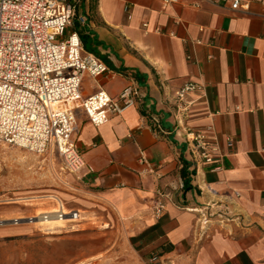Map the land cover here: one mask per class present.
I'll return each instance as SVG.
<instances>
[{"label":"crops","instance_id":"obj_1","mask_svg":"<svg viewBox=\"0 0 264 264\" xmlns=\"http://www.w3.org/2000/svg\"><path fill=\"white\" fill-rule=\"evenodd\" d=\"M76 13L78 29L70 33L81 31L115 73L85 76L82 96L102 89L118 100L134 83L140 90L134 106L100 127L81 108L74 111L86 165L70 174L71 199H59L56 211L79 213L83 230L98 218L106 233L119 234L86 261L264 264V7L80 0ZM189 82L202 90L189 96L185 114L175 94ZM210 126L219 158L197 166L188 133ZM4 185L0 222H8L1 229L8 232L15 192L8 179ZM159 193L165 210L157 218Z\"/></svg>","mask_w":264,"mask_h":264},{"label":"built area","instance_id":"obj_2","mask_svg":"<svg viewBox=\"0 0 264 264\" xmlns=\"http://www.w3.org/2000/svg\"><path fill=\"white\" fill-rule=\"evenodd\" d=\"M164 6L181 0H161ZM221 3L234 11L249 12L264 0H204ZM80 0H0V142L42 155L57 151L70 173L85 168L75 134L74 111L81 108L96 127L111 116L134 106L140 97L137 84L126 87L118 100L100 90L84 98L81 85L85 76L99 78L115 73L98 56L85 50L80 35L67 30L76 18ZM83 21V20H82ZM144 28H148L144 24ZM159 32V31H156ZM198 83L189 82L175 99L185 114L193 105L191 94L201 92ZM214 129L188 133L192 161L197 166L218 160L211 146ZM162 194L153 202L155 217L165 210ZM61 220H78L79 213H55ZM155 254L152 261L156 262Z\"/></svg>","mask_w":264,"mask_h":264},{"label":"rangeland","instance_id":"obj_3","mask_svg":"<svg viewBox=\"0 0 264 264\" xmlns=\"http://www.w3.org/2000/svg\"><path fill=\"white\" fill-rule=\"evenodd\" d=\"M70 174L57 151L38 155L0 142V191L8 179L15 192L10 230L1 232L8 222H0V264H90L85 255L97 256L117 239L119 234L106 233L98 218L85 230L81 218L39 222L57 212L59 199L70 201Z\"/></svg>","mask_w":264,"mask_h":264},{"label":"bare ground","instance_id":"obj_4","mask_svg":"<svg viewBox=\"0 0 264 264\" xmlns=\"http://www.w3.org/2000/svg\"><path fill=\"white\" fill-rule=\"evenodd\" d=\"M56 213V212H54ZM54 213H50V216H43L39 219V222L41 223H54V222H60L63 221L59 218L58 215H55ZM66 213V212H65ZM69 213V212H68ZM54 214V215H53ZM68 221V220H67ZM71 221V220H70ZM75 221V220H74Z\"/></svg>","mask_w":264,"mask_h":264},{"label":"trees","instance_id":"obj_5","mask_svg":"<svg viewBox=\"0 0 264 264\" xmlns=\"http://www.w3.org/2000/svg\"><path fill=\"white\" fill-rule=\"evenodd\" d=\"M78 22L76 21V20H74V22H73V27H74V29H78ZM79 33H80V36H81V38H82V42H83V44H84V47H85V49H86V51H88V52H90V53H93L92 51H91V49H89L88 47H87V42H86V40H85V36L83 35V33L81 32V31H79Z\"/></svg>","mask_w":264,"mask_h":264}]
</instances>
